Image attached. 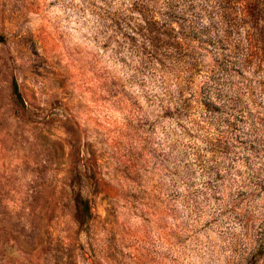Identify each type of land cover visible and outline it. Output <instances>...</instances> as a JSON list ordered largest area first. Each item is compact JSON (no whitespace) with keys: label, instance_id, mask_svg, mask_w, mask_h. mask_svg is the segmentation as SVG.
<instances>
[{"label":"rangeland","instance_id":"1","mask_svg":"<svg viewBox=\"0 0 264 264\" xmlns=\"http://www.w3.org/2000/svg\"><path fill=\"white\" fill-rule=\"evenodd\" d=\"M133 1L0 0V264H264V0Z\"/></svg>","mask_w":264,"mask_h":264},{"label":"trees","instance_id":"2","mask_svg":"<svg viewBox=\"0 0 264 264\" xmlns=\"http://www.w3.org/2000/svg\"><path fill=\"white\" fill-rule=\"evenodd\" d=\"M144 2H145V0H134L133 2H132V5H143L144 4ZM144 7V6H143ZM16 89H18V85L16 84Z\"/></svg>","mask_w":264,"mask_h":264}]
</instances>
